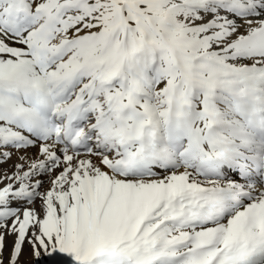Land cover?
I'll return each instance as SVG.
<instances>
[{
  "label": "snow or ice",
  "instance_id": "1",
  "mask_svg": "<svg viewBox=\"0 0 264 264\" xmlns=\"http://www.w3.org/2000/svg\"><path fill=\"white\" fill-rule=\"evenodd\" d=\"M0 264H264V0H0Z\"/></svg>",
  "mask_w": 264,
  "mask_h": 264
}]
</instances>
